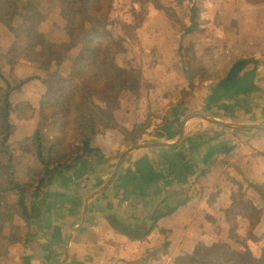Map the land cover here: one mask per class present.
Masks as SVG:
<instances>
[{
	"label": "crops",
	"instance_id": "0c3cea01",
	"mask_svg": "<svg viewBox=\"0 0 264 264\" xmlns=\"http://www.w3.org/2000/svg\"><path fill=\"white\" fill-rule=\"evenodd\" d=\"M27 1L44 17L38 30L43 40L56 45L68 40L70 30L55 3ZM195 7V23L190 9H177L176 15L151 9L134 26L130 48L118 60L126 95L97 100L112 118L109 127H96L90 143L100 161L80 169L76 184L46 186L57 192L45 201L48 209L21 213L18 225L0 220V264H193L198 247L242 252L231 239L227 217L240 202L239 235L250 237L245 243L253 253L264 248L259 194L264 195V89L245 97L250 107L233 100L231 118L207 107L206 100L243 59L261 64L257 82L264 88V5L204 0ZM124 11L119 32L111 27L116 39L125 37L121 24L130 25L135 17V7ZM26 18L18 7L13 26ZM15 43L11 30L1 25L0 91L9 92L11 107L8 141L13 161L21 146L23 164L38 173L43 170L34 134L45 83L67 77L73 60L54 53L46 65L39 58L19 62L9 56ZM181 47L189 51L188 60L181 57ZM68 49L75 52L77 46ZM22 107L27 116L15 114ZM144 125L134 144L129 135ZM218 144L230 152H213L207 159Z\"/></svg>",
	"mask_w": 264,
	"mask_h": 264
},
{
	"label": "trees",
	"instance_id": "16d2710c",
	"mask_svg": "<svg viewBox=\"0 0 264 264\" xmlns=\"http://www.w3.org/2000/svg\"><path fill=\"white\" fill-rule=\"evenodd\" d=\"M164 1L142 0L140 8L135 9L134 18L138 22L121 24L125 37L116 39L111 32L116 21L111 17L115 0H54L52 2L57 5L59 13L68 17L66 24L70 30L68 40L56 45L41 38L38 26L44 17L29 1L0 0V27L2 25L9 28L16 42L24 37L21 49L11 48L10 57L17 58L19 62L39 58L41 65H46L54 53L60 56L67 54L73 60L70 74L61 78L60 83L54 86L51 81L45 83L46 89L41 99L39 121L34 134L36 159L43 171L37 173L29 169L27 180L23 183H17L13 177L10 178L16 203L23 215L28 216V213L44 207L48 209L45 201L57 196V192L52 193L51 188H46L52 186L53 181H60L62 184L71 181L76 184L82 174L80 169H86L92 160L100 161V152L91 148L90 143L96 127H109L112 118L97 100L105 101L126 95L120 82L118 60L125 58L135 32L131 35L124 28L131 25L138 27L151 9L163 13L172 10ZM187 1L190 2L174 0L173 4L176 6V3H181L179 6L182 9ZM18 7L27 12V18L20 26L15 27L13 20ZM189 7L191 22L195 23L197 8L193 4ZM181 29L187 30L184 26ZM70 44L77 46L75 52L68 49ZM61 49L62 54L58 51ZM188 53L187 49L181 47V57L189 59ZM260 65L251 59L235 62L227 75L210 90L206 98L207 107L216 108L227 118L234 116L235 108L229 104L235 99L243 102L241 108L250 107L245 97L264 89L257 82ZM1 67L0 61V69ZM0 94L3 103L0 110V132L3 134L0 138V155L6 159L7 167L13 170V154L8 141L11 134L9 92L0 91ZM146 127L147 125L141 126L129 135L134 144H137L138 136L145 132ZM230 150L226 145L218 144L209 149L206 158L211 157L213 152L228 153ZM259 194L264 200V195L260 192ZM243 207L244 204L240 202L236 211L239 208L242 213ZM236 211H229L227 216L232 226L231 239L244 250L240 252L224 246L210 250L198 247L194 252L193 264H264V248L259 254L253 253L249 244L245 243L250 237L243 238L239 235ZM1 212L3 211L0 207V216H4ZM258 219L259 214L254 217L252 225Z\"/></svg>",
	"mask_w": 264,
	"mask_h": 264
},
{
	"label": "rangeland",
	"instance_id": "374dc122",
	"mask_svg": "<svg viewBox=\"0 0 264 264\" xmlns=\"http://www.w3.org/2000/svg\"><path fill=\"white\" fill-rule=\"evenodd\" d=\"M27 1V0H26ZM49 1H54V0H49ZM174 0H165V4L166 5H171L172 4V10H182L181 9V3H176V6L173 4ZM204 0H190V2H186L185 3V8L186 10H188L191 4H193L194 6H196L197 4H201ZM249 2H256L258 4L264 5V0H248ZM142 0H115V4H114V11L113 14L116 18V21L112 27L113 32L115 33L116 31L119 32L118 26H119V22L121 21V14H123L125 11L127 10L130 11L131 8L135 9H139L140 8V4H141ZM129 7V8H128ZM170 7V6H169ZM176 11L174 12V14L176 15ZM61 15V14H60ZM118 15V17H117ZM63 20H67L68 17L61 15ZM113 16V17H114ZM142 16V15H141ZM134 16L131 15V21H135L138 22L135 18H133ZM141 20V19H139ZM41 24L42 22L39 24L38 26V30L40 29L41 31ZM125 31H130L131 35L133 34V31L135 30L134 25H131V27L126 26ZM116 34V33H115ZM24 41V37L20 38L16 43H15V47L17 48V50L21 49V46L23 44ZM54 50V49H53ZM49 51V50H47ZM59 53H63V49L58 50ZM48 60V59H47ZM192 65L195 64L194 63V58L191 60ZM56 83V82H55ZM55 83L53 84V86L55 85ZM60 83V81H59ZM2 97L0 94V110L2 108ZM29 113V111L22 107L20 109H16L15 114L19 115V114H23L25 116H27V114ZM13 114V113H12ZM3 136L2 132H0V138ZM20 147V149H19ZM21 146L16 147V152L18 153L16 156V159L13 161L12 160V166L14 167L13 170H10V168L7 167V163H6V159L3 157V155H0V191H3V193L0 194V207L2 209L4 213V216L0 218V220L2 219L3 221L7 220V222L9 223H15V224H20L22 223V218H21V211L19 210V207L16 203V197L14 196V190L12 187V184H10V178L13 177L14 180L17 181V183H23L25 180H27V173L29 169H32L31 166L30 168L27 166H25L22 162V160L24 159V157L22 158L21 156ZM24 165V166H23ZM12 179V180H13ZM11 190V191H10ZM10 191V192H8ZM7 192V194H6ZM2 239V238H1ZM249 244V243H248ZM255 244V243H254ZM20 246H22V243L20 244Z\"/></svg>",
	"mask_w": 264,
	"mask_h": 264
},
{
	"label": "water",
	"instance_id": "95a60500",
	"mask_svg": "<svg viewBox=\"0 0 264 264\" xmlns=\"http://www.w3.org/2000/svg\"><path fill=\"white\" fill-rule=\"evenodd\" d=\"M227 125H229V123H227Z\"/></svg>",
	"mask_w": 264,
	"mask_h": 264
}]
</instances>
